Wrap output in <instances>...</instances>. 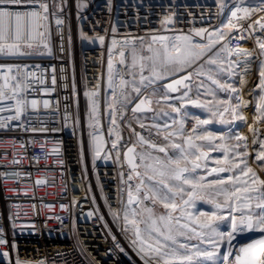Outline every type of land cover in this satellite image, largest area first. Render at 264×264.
I'll use <instances>...</instances> for the list:
<instances>
[{
    "label": "snow or ice",
    "instance_id": "6c2138e0",
    "mask_svg": "<svg viewBox=\"0 0 264 264\" xmlns=\"http://www.w3.org/2000/svg\"><path fill=\"white\" fill-rule=\"evenodd\" d=\"M63 3L64 0L60 4L55 0H0V57L51 56L47 22L52 16L58 27L64 24L58 15L64 10ZM214 4L216 11L211 15L219 22L217 25L209 22L207 27H193L185 33L172 27L177 20L176 13L170 12L162 18L161 27L173 35L153 33L122 42L112 39L107 63L110 95H106L105 102L108 135L115 138L108 152H104L106 141L100 131V85L85 92L93 167L99 159H112V151L119 162L121 122L131 133L124 152L129 169L126 179L121 173V182L126 185L121 191L126 192L127 200H120L121 209L109 204V212L113 221L122 225L121 231L142 264H264V179L259 174L264 173V130L256 127L264 124V0H214ZM86 7L77 0L78 10ZM233 32L239 34L240 40H252L255 48L229 47ZM81 39L89 37L81 32ZM99 40L104 43L103 37ZM253 65L258 83L249 92L256 113L249 126L251 143L248 136L239 133L209 130L207 126L214 123L231 125L247 120L242 110L252 101H246L242 92ZM34 76L21 65L0 64V113H12L0 119V128L20 121L29 108L37 109L39 102L25 95L29 77ZM55 83L53 75L52 84ZM194 89L196 98L190 95ZM220 94H224L223 98ZM153 104H163L170 111L164 107L157 110ZM187 105L204 109L208 118L193 117L194 124L186 129L188 114L182 109ZM49 106V101H43L44 108ZM129 111L147 136L132 127L126 116ZM148 119L153 122L146 124ZM64 120L67 126V112ZM75 124H79L78 118ZM212 153L220 155L213 157ZM12 163L19 161L14 159ZM197 203L208 204L211 210H198ZM157 206L162 210L157 211ZM87 215L92 217L94 213ZM247 233L260 235L247 243H233ZM6 243L0 230V245ZM222 246L226 249L223 252ZM9 256V251L0 252V261ZM14 264L30 262L17 257Z\"/></svg>",
    "mask_w": 264,
    "mask_h": 264
},
{
    "label": "built area",
    "instance_id": "2783aa9c",
    "mask_svg": "<svg viewBox=\"0 0 264 264\" xmlns=\"http://www.w3.org/2000/svg\"><path fill=\"white\" fill-rule=\"evenodd\" d=\"M55 2L60 4L61 0ZM82 2L87 7L78 10L77 0H64V10L58 13L64 20L60 27L55 17L50 16L47 26L51 56L0 57V64H18L35 73L34 77H29L30 87L25 95L28 100L39 102L37 109L29 108L20 121L0 128V230L7 241L0 245V252L10 253L0 264H14L17 257L30 264L40 261L44 264H142L119 240L122 225L115 223L109 212V204L113 209H121L120 200H127L126 192L121 191L126 188L121 182V173L126 179L129 169L124 152L131 133L121 122L123 139L118 148L119 162L112 151V159H99L93 167L88 148L89 100L85 92L100 85V131L106 141L104 152H108L115 138L108 135L105 102L106 95H110L107 63L112 39L122 42L125 38L153 33L173 35L161 27L162 18L170 12L176 13L174 19L177 20L172 27L185 33L193 27H207L209 22L219 23L211 15L216 11L214 0ZM81 32L89 39H81ZM232 36L229 47L247 48L249 40L238 39L237 32ZM99 37L104 38L103 44ZM114 60H119L115 53ZM116 67L120 65L117 63ZM45 100L49 101L48 108L43 107ZM66 112L69 115L67 126ZM10 114L0 113V119ZM126 116L133 128L147 136L131 119L130 111ZM77 118L79 124H75ZM153 138L163 143L159 137ZM14 159L19 163H12ZM38 180L44 183L37 184ZM90 211L94 213L92 217L87 215ZM98 216L104 219L99 220Z\"/></svg>",
    "mask_w": 264,
    "mask_h": 264
},
{
    "label": "crops",
    "instance_id": "0c3cea01",
    "mask_svg": "<svg viewBox=\"0 0 264 264\" xmlns=\"http://www.w3.org/2000/svg\"><path fill=\"white\" fill-rule=\"evenodd\" d=\"M262 15H264V14H262ZM254 19H255V17H254ZM257 34L259 35L260 33L257 32ZM246 49H250V48L247 46ZM254 68H255V65L252 66V72H251L250 76L254 75L253 74ZM247 79H248L249 83H248L247 87H245L243 89L242 95L246 101H252V97H251V95H249V92H251V90H252V86H251L252 79H249L248 77H247ZM165 82H167V81H162L161 83H165ZM172 95L177 96V95H180V93H173ZM190 95L192 96V98H196L195 89L193 90L192 93H190ZM220 95L223 98L224 94H220ZM201 99H210V97H201ZM171 102L176 104L177 107L180 106L179 101L173 100ZM161 107H164V109L166 111H170V109H167V107L163 104H161V105L153 104V108H155L157 110H159V108H161ZM252 107H253V104L251 103L247 108L243 109L244 115L247 117V120L244 122L236 121L235 123H233L231 125L214 123V124H211L207 127L209 128V130H212V131H215L218 133L219 132L230 133V134L231 133H239V134L248 136L249 137V143H251L252 134L249 132V126L253 124V117L256 114L255 110H254V112L250 111V108H252ZM182 112H187V114H188V117L186 119V129H190L192 127V125L194 124V120L192 119L193 117L199 116L201 119H205V118H208V116H209V114L204 109L196 108V107H193L192 105H187L185 108L182 109ZM172 115L176 116V114H172ZM147 116L151 117L152 113H147ZM177 118H179V117L177 116ZM164 119H167V118H164ZM145 121H148L151 123L153 122L151 119H148ZM157 122L162 123L163 121L161 120V121H157ZM256 127L264 130L260 124L256 125ZM211 155L213 157H215V156H218L220 154L219 153H212ZM253 167H255V165H253ZM259 174L261 176V179H264V173H259ZM196 207L198 210H202V211H210L211 210V206L208 204L197 203ZM161 210L162 209H160L159 206H157V211H161Z\"/></svg>",
    "mask_w": 264,
    "mask_h": 264
},
{
    "label": "rangeland",
    "instance_id": "374dc122",
    "mask_svg": "<svg viewBox=\"0 0 264 264\" xmlns=\"http://www.w3.org/2000/svg\"><path fill=\"white\" fill-rule=\"evenodd\" d=\"M225 31H227V29H225ZM256 35H258L257 33H256ZM197 40H199V38H197ZM250 49H254L255 48V44H254V42H252L251 43V45L250 46H248ZM253 74L254 75H252V76H248V78L249 79H252V82H251V86H252V88H254L255 87V85L258 83V74H257V72H256V66H255V68H254V71H253ZM238 79V78H237ZM236 87H239V84L238 83H236V85H235ZM252 97V96H251ZM252 104H253V108H254V110H255V101L253 100V97H252ZM243 111V110H242ZM244 113V112H243ZM242 122H244V121H242ZM262 127H263V129H264V124H260ZM260 234L259 233H247V234H244V235H242V236H238V238H237V240H235L233 243L234 244H241V243H247V242H250V240L251 239H255V238H258V236H259ZM226 249L222 246V249H221V251L223 252V251H225Z\"/></svg>",
    "mask_w": 264,
    "mask_h": 264
},
{
    "label": "bare ground",
    "instance_id": "6f19581e",
    "mask_svg": "<svg viewBox=\"0 0 264 264\" xmlns=\"http://www.w3.org/2000/svg\"><path fill=\"white\" fill-rule=\"evenodd\" d=\"M259 35H260V34H259ZM252 42H253L252 40H249L247 46H250ZM250 111H251V112H254V108H253V107L250 108ZM119 240L121 241V243L123 244V246H124L129 252H131L132 254H135V255H136V257H137V258H136V261H138V259H140V258H139V256L136 254L135 250H134V249L131 247V245L129 244V241H128L126 235L123 234V233H121L120 236H119ZM138 264H139V263H138Z\"/></svg>",
    "mask_w": 264,
    "mask_h": 264
}]
</instances>
